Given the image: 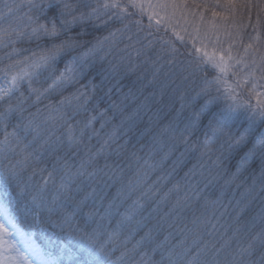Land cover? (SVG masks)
<instances>
[{"label":"snow or ice","instance_id":"snow-or-ice-1","mask_svg":"<svg viewBox=\"0 0 264 264\" xmlns=\"http://www.w3.org/2000/svg\"><path fill=\"white\" fill-rule=\"evenodd\" d=\"M19 8L0 0V264H264V40H185L176 0Z\"/></svg>","mask_w":264,"mask_h":264},{"label":"trees","instance_id":"trees-1","mask_svg":"<svg viewBox=\"0 0 264 264\" xmlns=\"http://www.w3.org/2000/svg\"><path fill=\"white\" fill-rule=\"evenodd\" d=\"M179 3L183 5L185 11L193 18L203 19L216 23L218 25L226 26L232 32L239 34L240 37L245 36H256L259 35L261 40H264V0H178ZM16 4L20 6L19 15L23 16L27 11V0H14ZM260 20V25L258 30H254L257 26V20ZM144 23L147 25L149 22L147 16L144 17ZM163 34V32L161 33ZM182 36L180 33H178ZM97 36L103 37L107 35V32H97ZM168 35L171 36V30H169ZM86 39H92V37H86ZM175 39V37H173ZM179 43V42H177ZM123 46V45H121ZM3 53H0L2 55ZM103 55V53H100ZM127 90V89H125ZM183 92L179 91L176 95V106L179 107V96ZM250 103L255 105L257 103L252 97L250 98ZM98 127V125H97ZM0 187V191H2ZM114 191V189H113ZM259 229H254L253 231H258ZM231 235V232H229ZM49 238L56 241L55 237L51 236L49 233L47 236L43 233L36 234V242L41 246H49ZM139 237H137L138 239ZM163 240V236L159 238ZM183 237L179 234H175L171 237L166 245L165 254L168 250H174L178 252L181 250L180 246L182 244ZM61 242H66V240L56 241L57 244ZM241 243H246V241L241 238ZM190 243V241H188ZM236 246V241H233V247ZM131 247V244L129 245ZM120 255V251L115 252L114 258ZM152 259L155 261L161 260V255L159 252L152 254ZM258 255V253H257ZM139 259V257H137ZM256 259V256H253ZM166 264V261H165Z\"/></svg>","mask_w":264,"mask_h":264},{"label":"rangeland","instance_id":"rangeland-1","mask_svg":"<svg viewBox=\"0 0 264 264\" xmlns=\"http://www.w3.org/2000/svg\"><path fill=\"white\" fill-rule=\"evenodd\" d=\"M155 2V0H153ZM178 4H180V10L177 12L175 18L172 20V27L175 28V31L177 33H180L185 40L189 39L190 34L195 35L196 30H199V33L201 35L207 33L210 36H213V40L215 39V36L218 35L220 38L221 43L223 44L224 48L228 47L229 37L227 34L231 33L232 36H236L237 34L232 32L230 29H228L226 26L218 25L216 23L206 21L203 19H196L191 17L183 8V5L179 3L178 0H176ZM171 30V29H170ZM243 43H248V39L245 36H242ZM236 49H240L242 52V47L239 39H237L234 42V49L233 52L235 54ZM211 50V49H209ZM260 91H264V89H259ZM254 100H256L255 97H252Z\"/></svg>","mask_w":264,"mask_h":264}]
</instances>
